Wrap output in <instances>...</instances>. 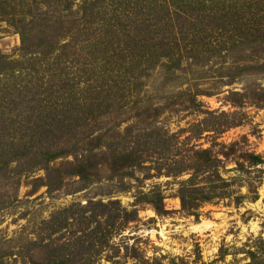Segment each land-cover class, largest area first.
Here are the masks:
<instances>
[{
	"label": "rangeland",
	"instance_id": "1",
	"mask_svg": "<svg viewBox=\"0 0 264 264\" xmlns=\"http://www.w3.org/2000/svg\"><path fill=\"white\" fill-rule=\"evenodd\" d=\"M168 1L0 0V264H264V42L205 59Z\"/></svg>",
	"mask_w": 264,
	"mask_h": 264
},
{
	"label": "trees",
	"instance_id": "2",
	"mask_svg": "<svg viewBox=\"0 0 264 264\" xmlns=\"http://www.w3.org/2000/svg\"><path fill=\"white\" fill-rule=\"evenodd\" d=\"M255 1V2H254ZM171 0L170 2H166L165 8L167 10L166 13H169L171 15H174L177 20V24L179 21H184V26H187L185 29L186 34L192 33V37H195L199 40L201 45V49L197 46L199 49H197L198 55L206 57L205 59H208L209 56L207 54L208 50H218V51H225L228 53V51L238 48L240 46H243L244 44H248L251 39H257L259 38L261 41L264 42V14L263 17L260 18L259 13L261 12L260 7H264V0ZM254 2L255 5L252 4ZM12 8V11H10V14L13 11H18V4L13 3L10 5ZM260 6V7H259ZM171 11V12H170ZM198 12L197 16H193V12ZM264 12V11H263ZM256 19H255V18ZM259 19H262L259 21ZM200 22L199 24H195L193 21ZM219 22V24H218ZM182 30V29H181ZM180 30V32H181ZM212 31V33H210ZM180 34V33H179ZM182 35H185V33H181ZM252 40V41H253ZM176 41V40H175ZM174 41V42H175ZM22 42L24 43V38L22 39ZM180 42L184 43V37H182V40L180 38L179 41H176L171 48H166L168 45L164 41L156 42L153 44L152 48L150 49V52L153 53V55H148L154 57V54L161 52L163 53L164 57H175L176 55H179V58L183 59V56L179 52L180 49ZM259 42L255 43L258 44ZM178 51V52H176ZM193 51H196L195 49L190 50L189 52H186V58L192 59L194 58L192 55ZM202 51V52H200ZM181 55V56H180ZM147 56L145 57V59ZM148 61L151 59L148 57ZM181 61V60H180ZM179 63V62H178ZM131 68H134V65L132 64L130 66ZM175 65L173 66V68ZM232 98L235 100H232L231 102L234 103V105L238 106V108L243 105L242 99H245L243 95H240L238 93L232 94ZM256 102L264 103V96H258L256 95ZM232 128V127H231ZM227 129V128H226ZM58 156V155H57ZM52 156L50 159L46 160L48 161V164L52 162L56 157ZM204 156V155H203ZM135 154H131L130 159V167L132 165H136L135 163H139V159H136ZM204 157H200L202 160ZM251 160L253 161L254 165L261 164V158L259 157H251ZM129 161V160H128ZM204 164L208 167H211L212 161L211 159L206 158L203 160ZM89 168V167H88ZM87 167L79 166V169L76 171L77 177H79L82 181L88 179V171ZM191 188H194L197 186V184L194 181V178L190 179ZM50 187L52 184L49 185ZM219 189V188H217ZM216 188H210L207 191L202 194L201 203H208L210 201H214L217 197H215ZM183 195V194H182ZM194 196V193L193 195ZM213 197V198H212ZM182 209L185 211H195L200 206L199 202L193 204L191 202H188L185 200L184 196L180 197ZM149 204L152 205L155 209V211L158 214H161L163 211V201L164 198L161 194L154 195L152 198H149ZM193 201V200H192ZM106 206H101L99 209L101 213H98L99 215L104 216L106 212ZM101 226V224H99ZM251 257H253L254 260V254H250ZM47 264H63L62 261H60L59 256H52L51 260L47 262Z\"/></svg>",
	"mask_w": 264,
	"mask_h": 264
}]
</instances>
